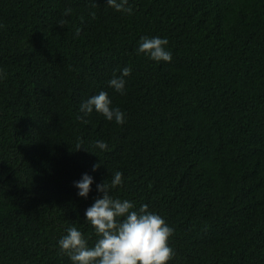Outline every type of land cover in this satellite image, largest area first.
<instances>
[{
    "label": "trees",
    "instance_id": "obj_1",
    "mask_svg": "<svg viewBox=\"0 0 264 264\" xmlns=\"http://www.w3.org/2000/svg\"><path fill=\"white\" fill-rule=\"evenodd\" d=\"M129 4L0 0V264H71L57 241L76 226L94 243L84 212L115 171L110 195L173 229L168 264H264V0ZM142 36L171 62L137 54ZM100 91L124 124L80 112Z\"/></svg>",
    "mask_w": 264,
    "mask_h": 264
},
{
    "label": "clouds",
    "instance_id": "obj_2",
    "mask_svg": "<svg viewBox=\"0 0 264 264\" xmlns=\"http://www.w3.org/2000/svg\"><path fill=\"white\" fill-rule=\"evenodd\" d=\"M106 4L117 12L129 15L133 12L129 0H106ZM70 13L71 9L66 8L62 15L67 17ZM58 23L63 26L65 21L62 19ZM168 43L167 38L160 36H142L136 52L152 61L171 62L172 53L166 47ZM131 72L130 66L120 69L119 75L109 79V87L121 95L126 94L125 78ZM79 110L84 116L95 111L119 125L124 124L126 119L120 108L112 106L111 99L104 91L89 96L80 104ZM95 147L101 151L108 150V144L103 140H97ZM97 167L93 165V171ZM93 183L94 177L83 173L79 180L74 181L77 195L87 198ZM122 183L123 173L115 171L109 182L104 180L96 184L97 192L102 195L85 209L83 218L96 237L93 244H89L90 238L76 226L67 227L65 234L57 241L59 252L66 255L71 264H168L174 257V249L169 244L173 229L161 215L150 211L148 204H141L137 208L131 200L110 195Z\"/></svg>",
    "mask_w": 264,
    "mask_h": 264
}]
</instances>
